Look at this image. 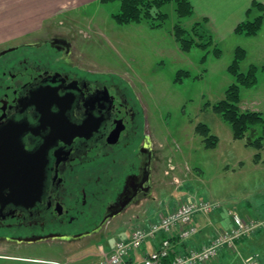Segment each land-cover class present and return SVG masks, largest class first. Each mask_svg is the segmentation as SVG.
I'll return each mask as SVG.
<instances>
[{
  "label": "rangeland",
  "instance_id": "rangeland-1",
  "mask_svg": "<svg viewBox=\"0 0 264 264\" xmlns=\"http://www.w3.org/2000/svg\"><path fill=\"white\" fill-rule=\"evenodd\" d=\"M119 10V2L99 3L88 10L76 11L75 15L50 19L34 33L0 43V52L53 33L63 34L74 41L79 59L93 63L88 64L95 72L107 71L124 79L147 109L152 129L150 136L155 151L159 152L152 196L140 198L135 206L106 226L104 235L92 240L21 245L1 242L0 257L57 261L78 253L88 255L89 262L96 263L101 253L99 244L113 245L117 230L126 225L157 221L159 213L195 199L223 205L218 217L217 212H213L205 218H212L217 224L210 229L231 225L230 211L256 220L264 227V150L259 152L247 144L261 129L254 128L246 139L235 141L230 124L214 112V106L225 99L228 87L235 82L228 68L235 50L240 47L247 53L240 62V72L247 73L253 65L258 68L257 84L241 88L240 107L264 117V24L253 37L215 36L216 46L222 51L216 57L213 47L208 50L194 48L190 53L180 51L172 34L174 25L180 20L174 3L162 9L169 16L162 28H151L146 21L120 25L113 19V14ZM259 12L250 15V20L259 16ZM181 22L190 29L197 20L193 15ZM181 70L190 72V76L175 83L176 74ZM200 123L207 125L211 134L218 137L216 149L205 148L203 138L195 131ZM258 153L261 154L259 164L255 160ZM200 217L199 220L204 219ZM243 241L235 253L223 254L213 264H245L243 261L253 254H259L264 264V230ZM225 255L227 257L223 258Z\"/></svg>",
  "mask_w": 264,
  "mask_h": 264
},
{
  "label": "flooded vegetation",
  "instance_id": "flooded-vegetation-1",
  "mask_svg": "<svg viewBox=\"0 0 264 264\" xmlns=\"http://www.w3.org/2000/svg\"><path fill=\"white\" fill-rule=\"evenodd\" d=\"M76 47L53 33L0 52V243L92 240L152 195L146 107Z\"/></svg>",
  "mask_w": 264,
  "mask_h": 264
},
{
  "label": "trees",
  "instance_id": "trees-1",
  "mask_svg": "<svg viewBox=\"0 0 264 264\" xmlns=\"http://www.w3.org/2000/svg\"><path fill=\"white\" fill-rule=\"evenodd\" d=\"M101 4L120 3V10L117 14H113V19L120 25L141 24L146 21L151 28H162L167 22L169 16L163 12L164 6L169 3L175 4V11L180 19L173 28V36L179 49L183 53H190L194 48L209 49L213 47L216 57L222 54V51L216 46L215 36L209 29L208 19H202L195 22L192 28L187 29L183 26L181 19L191 18L194 15V7L190 0H100ZM251 8L258 9L262 14L255 19H247L240 22L235 34L245 36H256L264 24V6L259 2H253ZM251 13V9L249 12ZM246 51L240 47L235 50L234 59L228 68V72L235 77V82L230 85L226 91L225 99L214 106V112L228 124L233 131V139L235 141L244 140L254 128H260L259 135L252 141H247L257 151L264 150V117L259 112L242 110L241 88H251L257 84L258 68L251 66L247 73L240 72V62L246 57ZM205 59V58H204ZM264 71V66H263ZM190 72L178 71L175 77V83H181L184 78H188ZM196 133L203 138V144L206 149H216L219 144L217 136L211 134L210 128L205 124H198ZM258 131V130H257ZM259 132V131H258ZM258 132H256L258 134ZM259 164L261 154L255 157ZM173 257L166 261L170 264Z\"/></svg>",
  "mask_w": 264,
  "mask_h": 264
},
{
  "label": "crops",
  "instance_id": "crops-1",
  "mask_svg": "<svg viewBox=\"0 0 264 264\" xmlns=\"http://www.w3.org/2000/svg\"><path fill=\"white\" fill-rule=\"evenodd\" d=\"M190 2L194 7L195 19L197 21L205 18L208 19L209 29L216 37H230L236 35L235 29L240 22L248 18L250 19V15L252 14H258V9L251 8L253 2H259L264 6V0H190ZM99 3L101 4L100 0H0V43H5L12 38L34 33V31H38L43 24L50 19L57 17L61 18L72 14L75 15L76 11L81 9L88 10L90 6ZM249 9H251V13H248ZM219 215L220 214H218L217 217ZM211 219L207 220L204 218L199 220L201 231L199 235L192 240L194 246L203 247L208 244L213 234V229H210V227L212 225H217L215 221ZM220 223L223 224L224 222ZM110 225H108V227ZM227 226L229 227L230 225ZM131 229L132 226L126 225L123 229L117 230L114 240L116 241L118 238L121 240H128L131 236ZM104 234L105 233H103V235ZM115 241L113 245L109 244L107 246L104 243L99 245L104 244V249L111 252L115 247ZM158 241L159 239L147 242L145 251L147 253L151 252ZM241 243L238 247H240V245L242 246ZM246 245L247 243L243 245V250L246 249ZM99 256L98 261L100 262L102 258L101 253ZM135 257L137 261L133 264H141L142 260H138L141 254L137 253ZM226 257V255L223 256V258ZM98 261H96V263H90L88 255L80 256L78 253H72L68 259L64 258L57 261L51 258H28L27 260L15 256L0 257V264H98Z\"/></svg>",
  "mask_w": 264,
  "mask_h": 264
},
{
  "label": "built area",
  "instance_id": "built-area-1",
  "mask_svg": "<svg viewBox=\"0 0 264 264\" xmlns=\"http://www.w3.org/2000/svg\"><path fill=\"white\" fill-rule=\"evenodd\" d=\"M218 208L220 205L206 200L184 203L175 210L161 215L158 222L150 223L147 228H135L129 241H117L114 251L105 254L100 264H127L135 251L143 250L147 240L155 239L159 235L164 237L153 252L144 256L143 264H165L172 257L170 264H211L223 248H233L238 239L254 231L258 226L251 220L234 215V227L228 231H219L207 247L201 250L187 247L184 252L179 253V244L189 241L199 232L197 216L209 215ZM246 264L258 263L254 257H250Z\"/></svg>",
  "mask_w": 264,
  "mask_h": 264
}]
</instances>
